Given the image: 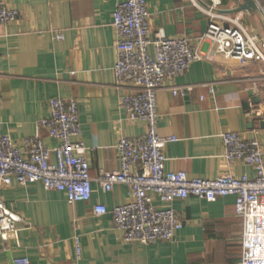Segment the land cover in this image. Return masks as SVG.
Returning a JSON list of instances; mask_svg holds the SVG:
<instances>
[{"label": "crops", "instance_id": "crops-1", "mask_svg": "<svg viewBox=\"0 0 264 264\" xmlns=\"http://www.w3.org/2000/svg\"><path fill=\"white\" fill-rule=\"evenodd\" d=\"M3 1L19 13V19L0 27L1 132L20 149L25 139L34 136L53 147L55 143L37 122L48 117V100L74 99L92 195L87 203L70 205L64 193L47 191L39 183L1 187L0 201L21 221L16 238L0 235V264L18 259L29 264H238L242 224L231 196L213 203L190 197L170 206L153 196L154 208H172L182 224L171 242L128 244L114 229L110 212L129 201L128 188L116 185L104 193L98 175L102 170H118L115 145L119 138L141 137L146 132L143 122L127 120L120 109L119 100L128 89L118 88L113 75L112 15L124 0ZM144 1L151 35L161 29L167 38L185 37L205 56L173 83L165 82L157 93L158 134L177 140L164 149L165 171L205 180L251 177V167L223 160L220 135L234 132L259 141L264 160V120L253 115L256 109L264 111V85L256 92L244 75L253 66L225 59L212 44L200 41L209 18L188 2ZM252 1L255 7L256 3L264 6V0ZM242 4V0H220L213 12L240 17L252 35L263 38L264 21L257 9L228 13ZM198 6L206 10L211 2L198 0ZM55 34H61L62 40H54ZM149 52L153 54L152 48ZM173 85L191 87V91L173 97L169 89ZM95 205L104 206L108 213L95 216ZM74 236L80 239L79 261Z\"/></svg>", "mask_w": 264, "mask_h": 264}, {"label": "built area", "instance_id": "built-area-1", "mask_svg": "<svg viewBox=\"0 0 264 264\" xmlns=\"http://www.w3.org/2000/svg\"><path fill=\"white\" fill-rule=\"evenodd\" d=\"M200 10L209 22L200 41L213 45L217 54L238 62L242 67L256 66L260 75L249 79L258 92L264 85V37L257 38L241 24L240 17L217 15L213 8L220 0H209L211 7L202 9L198 0H182ZM264 21V6L256 3ZM19 19V13L0 0V27ZM150 14L144 0H124L116 5L111 26L115 33L116 61L113 67L115 85L127 88L119 107L127 120L140 121L146 126L141 137H121L115 151L119 168L113 172L100 171L97 181L104 193L116 185L128 188L129 201L111 210L114 229L122 242L149 245L158 241L171 242L182 228L172 208L156 209L152 197L170 206L175 200L193 197L213 203L219 198H234V213L241 220L240 260L238 264H264V160L262 146L257 140H247L234 132L220 135L222 158L226 164L241 163L252 168L251 177L224 176L213 180L188 178L185 172H166L164 149L176 138L160 136L157 131V93L165 82L174 80L190 66L205 58L191 47L185 37L167 38L163 30L152 35ZM54 40H62L55 34ZM152 48L153 54L149 49ZM256 86V87H255ZM173 97L185 96L191 87L171 86ZM209 93L212 90L209 89ZM202 99V98H200ZM48 117L37 122L55 146L48 147L38 137L23 141L22 149L1 132L2 90L0 75V188L39 183L47 191L62 192L66 202L87 203L91 199L92 179L85 158L86 147L81 141L78 108L74 99L52 98L47 102ZM264 120V111H253ZM250 116V112L246 113ZM95 216L108 212L102 205L92 208ZM20 218L0 201V235L17 237ZM76 260L81 259L78 236L73 237ZM13 264H29L27 259Z\"/></svg>", "mask_w": 264, "mask_h": 264}, {"label": "water", "instance_id": "water-1", "mask_svg": "<svg viewBox=\"0 0 264 264\" xmlns=\"http://www.w3.org/2000/svg\"><path fill=\"white\" fill-rule=\"evenodd\" d=\"M242 2H243V4H242L241 8H239L238 10H235V11L228 12V13H236L238 11H243V10H246L249 12H255L256 7H255V4L252 0H242ZM249 94H251V93H249ZM256 102L258 103V100H256ZM263 126H264V123H263Z\"/></svg>", "mask_w": 264, "mask_h": 264}, {"label": "rangeland", "instance_id": "rangeland-1", "mask_svg": "<svg viewBox=\"0 0 264 264\" xmlns=\"http://www.w3.org/2000/svg\"><path fill=\"white\" fill-rule=\"evenodd\" d=\"M244 75H247L248 76V78H250V79H252V78H256V77H258L259 75H260V70H259V68L258 67H256V66H253V67H251L250 69H249V71H245L244 72ZM249 86L252 88V87H254V85L251 83V82H249ZM256 87V86H255Z\"/></svg>", "mask_w": 264, "mask_h": 264}]
</instances>
